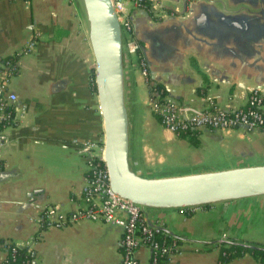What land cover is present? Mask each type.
I'll return each mask as SVG.
<instances>
[{"label": "crops", "instance_id": "1", "mask_svg": "<svg viewBox=\"0 0 264 264\" xmlns=\"http://www.w3.org/2000/svg\"><path fill=\"white\" fill-rule=\"evenodd\" d=\"M150 2L148 9L133 11L134 36L168 98L196 108L211 99L234 109L245 104L252 88L264 95V0L257 1L261 9L246 14L247 36L235 27L220 29L211 1ZM33 32L34 48L19 56L9 84L24 108L0 143V240L30 241L31 264H121L118 225L81 219L39 226L47 206L58 205L63 215L85 207L88 145L102 141L103 118L81 0H0V55L16 53ZM136 62V55L126 56L129 160L138 174L163 177L264 164V131L203 128L194 146L164 129L150 110ZM146 221L181 239L172 264H220L221 241L264 246V195L189 212L148 210ZM4 255L0 245V262ZM135 257L149 264L150 250L139 247ZM224 264L262 263L244 253Z\"/></svg>", "mask_w": 264, "mask_h": 264}, {"label": "water", "instance_id": "2", "mask_svg": "<svg viewBox=\"0 0 264 264\" xmlns=\"http://www.w3.org/2000/svg\"><path fill=\"white\" fill-rule=\"evenodd\" d=\"M206 1H211V11L221 22L220 29L227 31L235 27L246 36L250 33L251 19L246 14L251 8L261 9L258 0ZM81 2L95 61V83L103 118V159L111 190L146 210L191 209L264 195V164L163 177H145L133 169L129 160L125 90L127 55L121 26L112 0Z\"/></svg>", "mask_w": 264, "mask_h": 264}, {"label": "built area", "instance_id": "3", "mask_svg": "<svg viewBox=\"0 0 264 264\" xmlns=\"http://www.w3.org/2000/svg\"><path fill=\"white\" fill-rule=\"evenodd\" d=\"M144 0H112L114 10L121 26L124 37L126 55H136V67L139 75L144 79L148 88V105L150 110L160 116V125L178 136L190 130L203 128L213 130L242 129L245 131H264V95L259 88L250 89L246 102L242 107L224 109L217 106L211 99L204 108H196L191 105H183L168 98L152 97L148 85L149 70L143 54L140 53V45L134 36L133 16L134 10L147 7ZM150 1V0H149ZM37 33L29 35L26 42L14 54L0 55V143L4 140V129L15 126L18 122V112L23 111L17 104L16 94L10 89V79L18 72V58L29 53L35 45ZM89 147L88 169L86 182L82 190V199L85 207L69 214H60L59 206H47L39 214V226L62 227L78 222L81 219L118 225L122 229L121 236V264H138L135 251L139 247L150 250L149 264H154L158 256L166 255L165 264H172V257L181 253V245L172 240L158 241L156 234L166 235L163 227L150 224L146 221V208L123 198L114 193L109 185L107 169L103 159V139L101 142H91ZM10 244L7 241L0 242L3 248ZM31 242L21 245L13 244L10 252H14L15 246H26L29 250ZM6 250L3 259H6ZM21 264H30L24 261Z\"/></svg>", "mask_w": 264, "mask_h": 264}, {"label": "trees", "instance_id": "4", "mask_svg": "<svg viewBox=\"0 0 264 264\" xmlns=\"http://www.w3.org/2000/svg\"><path fill=\"white\" fill-rule=\"evenodd\" d=\"M144 5H146L147 9L149 8L151 2L149 0L143 1ZM141 51H139V54ZM148 85L150 86V93L152 97H159L162 98L165 96V90L160 83H157L151 75H149ZM152 114L160 122V116L158 113L153 112ZM199 132L197 130H190L186 133H181L177 137L187 140L188 143L194 146H198L199 139H198ZM185 212L191 211V209H183ZM164 234H156L155 238L158 241L165 240V243H170L172 240L176 241L178 244H182L181 239L170 235L169 233L165 232ZM161 241V242H162ZM0 242H3L0 240ZM14 243L11 242L10 244L6 245V259H2L0 264H21L24 261H28L31 264L32 260V250H27L26 246H15L14 252H10L11 247ZM219 246L220 254L218 261L220 264H224L229 262L230 260L241 256L244 253H250L255 258H257L262 264H264V246L257 244L256 248H247L242 245L236 244L233 241H221L217 244ZM166 255L161 254L158 256L156 263L154 264H165Z\"/></svg>", "mask_w": 264, "mask_h": 264}]
</instances>
